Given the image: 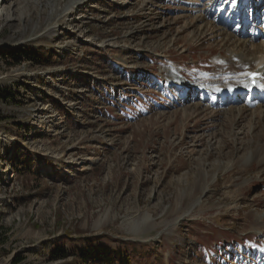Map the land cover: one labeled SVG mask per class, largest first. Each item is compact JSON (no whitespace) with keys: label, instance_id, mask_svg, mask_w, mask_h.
Instances as JSON below:
<instances>
[{"label":"rangeland","instance_id":"rangeland-1","mask_svg":"<svg viewBox=\"0 0 264 264\" xmlns=\"http://www.w3.org/2000/svg\"><path fill=\"white\" fill-rule=\"evenodd\" d=\"M263 37L264 0H0V264H264V109L169 82Z\"/></svg>","mask_w":264,"mask_h":264},{"label":"bare ground","instance_id":"bare-ground-1","mask_svg":"<svg viewBox=\"0 0 264 264\" xmlns=\"http://www.w3.org/2000/svg\"><path fill=\"white\" fill-rule=\"evenodd\" d=\"M246 24L243 25V28ZM253 36H256L255 30L252 31L251 37ZM240 41L241 37L236 39V44L242 45L246 43L245 41L240 43ZM249 47V51L251 50L250 52L252 53L248 55L249 57H246L241 50L238 52L229 51L226 57L223 58L227 60L228 64V67H225L226 70H221L222 72L218 75L209 77V80L195 79L186 84L182 81L180 82L181 79L178 77L180 74L174 69L171 70L170 75L168 74L170 76L169 82L179 84L186 90H197L200 101L204 100L212 104L216 103L215 100L218 98L224 106H234L246 99L250 100V105L253 108L262 111L264 109V55L258 51H264V37L256 45L250 43ZM215 60L220 61L218 58H215ZM253 72H261L262 74L255 78L254 84H251L252 80L249 75Z\"/></svg>","mask_w":264,"mask_h":264},{"label":"trees","instance_id":"trees-1","mask_svg":"<svg viewBox=\"0 0 264 264\" xmlns=\"http://www.w3.org/2000/svg\"><path fill=\"white\" fill-rule=\"evenodd\" d=\"M22 51V52H20ZM26 56L24 50H8L2 53V57L8 59L9 63H15L19 59H22ZM105 239V238H104ZM97 241L98 239H94ZM119 241H109L107 244L117 243ZM61 246H55L51 252L50 256L53 259L65 258L67 255L66 250H59ZM73 255L81 263H90V264H133L134 258L131 252L124 248H114L109 249L105 246H91L89 249H75L73 250ZM20 260L16 257L13 260V263H17Z\"/></svg>","mask_w":264,"mask_h":264},{"label":"snow or ice","instance_id":"snow-or-ice-1","mask_svg":"<svg viewBox=\"0 0 264 264\" xmlns=\"http://www.w3.org/2000/svg\"><path fill=\"white\" fill-rule=\"evenodd\" d=\"M250 78L255 81V78H256V74H250Z\"/></svg>","mask_w":264,"mask_h":264}]
</instances>
